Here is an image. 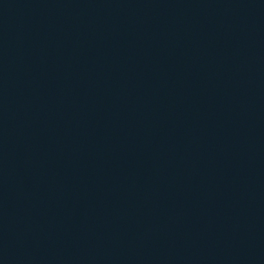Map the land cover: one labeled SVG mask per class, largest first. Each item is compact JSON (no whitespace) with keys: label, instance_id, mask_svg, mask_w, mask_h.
Listing matches in <instances>:
<instances>
[{"label":"water","instance_id":"water-1","mask_svg":"<svg viewBox=\"0 0 264 264\" xmlns=\"http://www.w3.org/2000/svg\"><path fill=\"white\" fill-rule=\"evenodd\" d=\"M0 264H90L0 181Z\"/></svg>","mask_w":264,"mask_h":264}]
</instances>
